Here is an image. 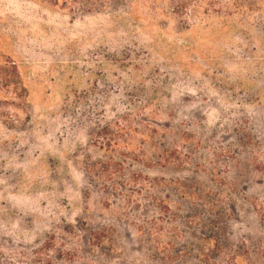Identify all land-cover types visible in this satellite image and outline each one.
<instances>
[{"label": "rangeland", "instance_id": "1", "mask_svg": "<svg viewBox=\"0 0 264 264\" xmlns=\"http://www.w3.org/2000/svg\"><path fill=\"white\" fill-rule=\"evenodd\" d=\"M0 264H264V0H0Z\"/></svg>", "mask_w": 264, "mask_h": 264}]
</instances>
